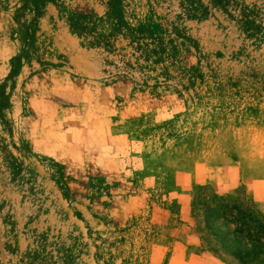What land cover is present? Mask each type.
<instances>
[{
  "label": "rangeland",
  "instance_id": "374dc122",
  "mask_svg": "<svg viewBox=\"0 0 264 264\" xmlns=\"http://www.w3.org/2000/svg\"><path fill=\"white\" fill-rule=\"evenodd\" d=\"M210 191L264 216V0H0V264H235Z\"/></svg>",
  "mask_w": 264,
  "mask_h": 264
},
{
  "label": "trees",
  "instance_id": "16d2710c",
  "mask_svg": "<svg viewBox=\"0 0 264 264\" xmlns=\"http://www.w3.org/2000/svg\"><path fill=\"white\" fill-rule=\"evenodd\" d=\"M197 198L204 213V232L235 264H264V216L246 196L218 201L213 191Z\"/></svg>",
  "mask_w": 264,
  "mask_h": 264
}]
</instances>
